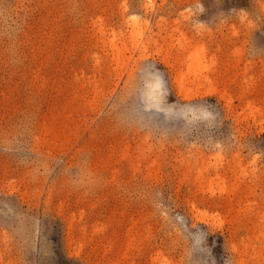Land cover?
I'll list each match as a JSON object with an SVG mask.
<instances>
[{"label": "rangeland", "instance_id": "374dc122", "mask_svg": "<svg viewBox=\"0 0 264 264\" xmlns=\"http://www.w3.org/2000/svg\"><path fill=\"white\" fill-rule=\"evenodd\" d=\"M197 2L0 0V264H264V0Z\"/></svg>", "mask_w": 264, "mask_h": 264}, {"label": "bare ground", "instance_id": "6f19581e", "mask_svg": "<svg viewBox=\"0 0 264 264\" xmlns=\"http://www.w3.org/2000/svg\"><path fill=\"white\" fill-rule=\"evenodd\" d=\"M129 22V21H128ZM138 20L134 17V16H132L131 17V19H130V23H131V29H132V36L134 37V38H140V34L139 33H137L136 32V28H137V25H138ZM115 37L116 36H112V40H111V50H112V52H113V54H115V56H116V58H117V61L119 62L120 60H121V58L123 57L122 55H123V51L125 50H122V49H118L115 45H114V42H115ZM135 46V45H134ZM133 46V47H134ZM144 48V47H143ZM126 50H127V48H126ZM125 50V51H126ZM125 54V53H124ZM190 61V60H189ZM121 63V62H120ZM122 65V64H121ZM120 66V65H119ZM194 68V67H193ZM187 75V74H186ZM196 76V75H195ZM183 79V78H182ZM176 82H177V80H176ZM182 82H183V80H182ZM182 84V83H181ZM152 87H154V85L152 86Z\"/></svg>", "mask_w": 264, "mask_h": 264}, {"label": "clouds", "instance_id": "9594fccd", "mask_svg": "<svg viewBox=\"0 0 264 264\" xmlns=\"http://www.w3.org/2000/svg\"><path fill=\"white\" fill-rule=\"evenodd\" d=\"M196 6L200 9L201 13L204 12L205 9H204L203 5L201 4V2H199V0L197 2ZM199 23L200 24H206V22H199ZM156 72H158V70H156ZM161 79H162V77H161ZM200 108H201V111L206 115L207 121H211L214 118L213 113L211 111H209L207 107L200 106Z\"/></svg>", "mask_w": 264, "mask_h": 264}]
</instances>
